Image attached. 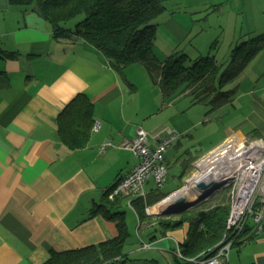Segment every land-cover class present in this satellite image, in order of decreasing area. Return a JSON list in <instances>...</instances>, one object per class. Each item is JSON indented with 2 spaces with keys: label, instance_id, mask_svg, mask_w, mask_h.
<instances>
[{
  "label": "crops",
  "instance_id": "0c3cea01",
  "mask_svg": "<svg viewBox=\"0 0 264 264\" xmlns=\"http://www.w3.org/2000/svg\"><path fill=\"white\" fill-rule=\"evenodd\" d=\"M162 27L168 44H182L191 34L173 17ZM0 46L18 53L17 60L0 59V72L9 78L8 84L0 81V264H44L52 251L114 239L116 224L103 214L91 216V210L138 164L121 144L135 140L142 128L149 133L148 144L155 147L164 130L171 128L166 116L175 119L187 110L170 111L175 103L163 101L143 66L118 72L111 60L81 39L55 40L33 7L0 0ZM175 49L165 47L155 54L165 60ZM259 74L238 86L235 109L247 104L245 122L227 129L222 141L205 154L232 135L247 136L253 129L264 133V80L259 81ZM79 94L93 104L95 122L87 145L71 150L60 137L58 119ZM189 131L185 124L184 132ZM146 189L150 193L155 187L149 182ZM125 202L121 206L125 213L127 207L135 212L130 201ZM135 216L136 222L132 218L127 222L129 229L135 223L138 231L157 229L156 223H141L136 212ZM188 229L184 225L154 240L156 232L148 241L140 237L128 255L176 264V251ZM253 233L234 247L229 264H264V233L249 238ZM142 243L152 248L141 250ZM142 251L152 252L142 256Z\"/></svg>",
  "mask_w": 264,
  "mask_h": 264
},
{
  "label": "trees",
  "instance_id": "16d2710c",
  "mask_svg": "<svg viewBox=\"0 0 264 264\" xmlns=\"http://www.w3.org/2000/svg\"><path fill=\"white\" fill-rule=\"evenodd\" d=\"M174 1L178 0H10L13 5L33 7V11L48 23L55 40L81 39L111 60L118 72L132 65L143 66L151 84L160 90L165 103H175L183 97H189L191 105L203 104L210 106L212 111L229 104L236 108L239 84L235 85V81L264 52V34L238 41L226 67L214 55L191 61L187 54L178 50H174L165 60H160L155 54L159 29L168 19L165 18L167 4ZM81 16H84L82 21L73 28L68 27V22ZM0 59L17 60L18 53L6 52L0 46ZM0 81L9 83L4 72H0ZM227 86L229 88L226 90ZM94 122L93 104L86 95H77L58 119L62 141L71 150L85 147ZM247 136L264 142V133L257 129L251 130ZM185 164L179 181H183L187 175L190 164ZM110 191L103 196L101 205H95L91 210V216L103 214L114 222L117 236L97 246L67 252L52 251L44 264H158L153 260L137 259L125 254L124 248L131 235L126 213L121 206L125 205V199L130 201L142 223L147 220L146 207L160 202L170 192L163 193V190L155 188L146 199L119 198L110 201ZM222 204L192 213L181 211L176 220L172 219L173 213L164 215L167 219L156 223L155 232L158 235L152 239L187 225V238L179 245L182 255L186 258H195L202 253L211 255L218 248L229 217V203ZM250 229L247 228L246 235ZM176 264L188 263L177 258Z\"/></svg>",
  "mask_w": 264,
  "mask_h": 264
},
{
  "label": "rangeland",
  "instance_id": "374dc122",
  "mask_svg": "<svg viewBox=\"0 0 264 264\" xmlns=\"http://www.w3.org/2000/svg\"><path fill=\"white\" fill-rule=\"evenodd\" d=\"M167 8L168 12L165 14V18L169 19L173 17V19L181 21L191 34L187 35L186 40L182 44H168L165 39H162L165 31L161 26L155 51L158 56L160 55V49L172 47L176 48L175 50L179 52L187 54L191 58V61H195L197 58L203 56L214 55L219 63L226 67L229 64L232 49L238 41L264 34V0H178L169 2ZM83 19L84 16L78 17L68 22L67 25L73 28ZM213 46L215 49L212 48ZM161 60H164V58H161ZM263 61L264 52L247 66L235 81V85L239 83L244 84L258 72H260L259 81L264 80ZM228 88L229 86L225 89L227 90ZM242 88L246 90L247 85ZM190 102L191 99L189 97H183L175 102L172 110L169 109L170 111L186 109V114H181L175 117V119L170 118L169 115L166 116L167 124L171 127L170 129L179 134L178 139L172 144L166 154V161L169 163V175L162 190L171 193L167 194L166 197L155 205L146 207L147 220L143 222L157 223L165 218V216H157L158 212H150V214L147 212L148 209L151 210L153 207L159 205H165V209L162 212L165 210L167 214L173 213L172 219L176 220L179 218L178 214L181 211L183 213H192L224 205L222 204L223 202L230 204L228 188H216L211 193L197 195L195 198L189 193L186 194L184 190L197 175V163L206 159L208 154L212 153L213 150L222 144L205 154L206 150L210 146L221 142L225 134H228L226 133L227 129L232 130L239 123L245 122V118L248 117L247 111H245L247 104L241 105L240 103L239 108L237 104L238 110L229 104L212 111L210 106L203 104L189 107L188 104ZM185 124L190 128V131L187 133L184 132ZM232 138H235L234 141L237 146L244 145L245 149L249 150V152L253 151L252 146H264L262 140H253L248 136L236 134L232 135L229 140ZM191 158L198 159L194 161ZM183 161H186L185 163L190 165L187 167V175L184 177V180L179 181L182 169L186 165ZM196 187L198 189V186ZM194 189L196 188L194 187ZM172 198L174 199L168 203L166 202ZM182 199L183 201L180 204L177 206L173 205ZM126 212V222L131 218L136 222L135 212L128 207L126 208ZM137 226L138 224L135 223L134 227L128 228L131 239L124 248L125 254H131L129 251L136 250L140 237L148 241L150 235L155 232V229H142L138 231L136 229ZM225 236L226 229L221 241L218 243L219 245ZM151 252L142 251L141 255L147 256Z\"/></svg>",
  "mask_w": 264,
  "mask_h": 264
},
{
  "label": "built area",
  "instance_id": "2783aa9c",
  "mask_svg": "<svg viewBox=\"0 0 264 264\" xmlns=\"http://www.w3.org/2000/svg\"><path fill=\"white\" fill-rule=\"evenodd\" d=\"M98 126L96 123L94 128ZM178 137L179 134L166 128L158 144L151 147L148 144L149 133L140 128L135 140L121 144V149L131 151L138 158V164L115 184L108 199H146L149 182L156 188H162L169 174L165 156ZM234 140L228 139L217 148L218 151L215 149L207 155L217 154L220 157L216 166L218 178L208 183L209 187L229 189L230 212L225 227L226 236L211 255L202 253L195 258H186L178 248L176 256L181 262L229 264L232 249L249 235L245 234L248 227L256 234L264 233V146H252L253 151L249 152L244 145L237 146ZM217 155L213 157L219 158ZM222 181L225 182L220 183ZM147 212L150 214L149 209ZM151 248V244L142 245L143 250Z\"/></svg>",
  "mask_w": 264,
  "mask_h": 264
},
{
  "label": "bare ground",
  "instance_id": "6f19581e",
  "mask_svg": "<svg viewBox=\"0 0 264 264\" xmlns=\"http://www.w3.org/2000/svg\"><path fill=\"white\" fill-rule=\"evenodd\" d=\"M219 149H217L216 151H218ZM217 155V154H215ZM215 155H209L206 159L201 160L199 163H197L196 168H197V175L189 182V186L184 190L187 193L191 194V196L193 198H195L197 195H202L204 193H206L207 191H200L199 189H197L196 186H198L201 182H204L206 184L210 183L211 181H213V179L218 178L217 172H216V166L220 161V157L216 158L213 157ZM225 181H222L220 183H224ZM194 187L196 189H194ZM194 194V195H193ZM169 199L166 202L168 203L169 201L173 200ZM165 202V204H166ZM163 209H165V205H159L156 207H153L150 212L153 213H163L164 215H167L166 211ZM157 213V214H158Z\"/></svg>",
  "mask_w": 264,
  "mask_h": 264
},
{
  "label": "water",
  "instance_id": "95a60500",
  "mask_svg": "<svg viewBox=\"0 0 264 264\" xmlns=\"http://www.w3.org/2000/svg\"><path fill=\"white\" fill-rule=\"evenodd\" d=\"M198 189L200 191H207L206 193H211L213 190H215V188H210L208 184L204 183V182H201L199 185H198ZM183 201L182 200H179L177 202H175L173 205L174 206H177L178 204H180L181 202ZM166 213V212H164ZM167 214V213H166ZM255 232L249 237V238H253L255 236Z\"/></svg>",
  "mask_w": 264,
  "mask_h": 264
},
{
  "label": "clouds",
  "instance_id": "9594fccd",
  "mask_svg": "<svg viewBox=\"0 0 264 264\" xmlns=\"http://www.w3.org/2000/svg\"><path fill=\"white\" fill-rule=\"evenodd\" d=\"M165 158H166V156H165ZM166 162H167V161H166ZM167 165H168V164H167ZM168 168H169V167H168ZM168 170H169V169H168ZM168 175H169V174H168ZM147 185H148V184H147ZM153 185H154V184H153ZM154 187H155V186H154ZM155 188H156V187H155ZM157 189H159V188H157ZM161 189H162V188H160V190H161ZM146 190H147V189H146ZM147 195H148V192H147ZM161 214H162V215H161ZM157 216H164V214H163V213H158ZM255 233H256V232H255ZM255 235H258V234H255ZM143 244H148V243H142V245H143ZM142 245H141V248H140L141 250H143V249H142ZM233 249H234V248H233ZM233 249H232V250H233ZM149 250H150V249H149Z\"/></svg>",
  "mask_w": 264,
  "mask_h": 264
}]
</instances>
